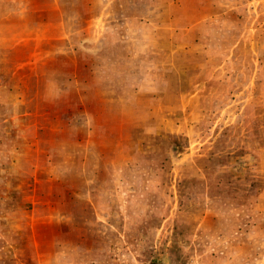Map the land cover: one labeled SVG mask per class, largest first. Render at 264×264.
<instances>
[{"label":"rangeland","instance_id":"374dc122","mask_svg":"<svg viewBox=\"0 0 264 264\" xmlns=\"http://www.w3.org/2000/svg\"><path fill=\"white\" fill-rule=\"evenodd\" d=\"M0 264H264V0H0Z\"/></svg>","mask_w":264,"mask_h":264}]
</instances>
